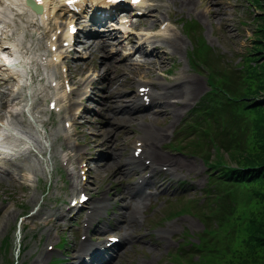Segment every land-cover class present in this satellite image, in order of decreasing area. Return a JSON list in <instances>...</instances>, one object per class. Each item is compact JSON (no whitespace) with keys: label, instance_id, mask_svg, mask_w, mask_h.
<instances>
[{"label":"rangeland","instance_id":"obj_1","mask_svg":"<svg viewBox=\"0 0 264 264\" xmlns=\"http://www.w3.org/2000/svg\"><path fill=\"white\" fill-rule=\"evenodd\" d=\"M144 11L149 15L134 22L135 29L127 38L130 43L117 44L109 52L106 50L98 55L92 53V57L85 61H80V55L75 51L66 54L68 57L72 55L70 66L77 74L73 80L74 92L68 100L64 97L61 102L58 101L62 110L51 114L50 120L46 118L50 116L48 101L52 97L50 82L53 76L48 77L47 72L57 73L59 68L55 70L40 65L39 57L47 50V35L31 25L32 20L26 16L18 17L17 22L7 20L3 23V32L7 35L6 32L12 30L14 34L6 45L20 44L32 76L29 79L27 73L25 76L23 74L20 81L17 77L5 75L6 68L0 70V92L4 96L0 98V120L5 118L13 122L17 133L25 139L17 136L5 140L4 144L8 143L15 152L7 154L5 158L0 156V208H4L0 212V264H52V260L62 257L64 253H73L75 241L83 232L87 211L74 216L71 201L77 199L83 190L91 195L86 210L94 211L91 203L96 201V207L109 210L110 215L115 212L120 216L113 228L122 227L124 223L129 225L127 233L134 243L124 249L120 264H178L172 254L189 251L193 243H199V235H203L205 229V224L197 217V212L201 210L186 211V215L176 219L168 217V213L179 210L185 202L196 204L205 197L203 190L208 189L210 172L208 174L207 166L195 150L184 148L180 152L176 139L183 136L190 112L195 108L190 102L202 101L211 90L205 78L209 73L208 68L202 63L210 61L220 74L241 70L244 58L249 55L253 45V29L256 27L253 16L262 10L249 0H192L191 3L186 0H150L145 4ZM55 17L48 21L49 29L54 27L55 30L65 24L66 16L61 19L57 12ZM164 20L175 21L181 30L183 25L194 20L192 27L188 29L185 26L183 29V32L192 31L191 40L185 32L180 35L171 27L166 28L170 32L159 30ZM147 30L154 32L149 34L151 36H145L144 31ZM176 39L180 40L174 47L173 40ZM138 45H144L143 51L157 54L159 62L141 66L146 58H140L138 54L137 61L129 60L131 46L136 50ZM198 47H202L203 54H207L204 61L200 55L202 62L192 60V48ZM154 48L157 51H152ZM124 50L126 55L122 58ZM166 51L170 54L164 55ZM112 57L113 60H110ZM171 57H174L173 63L169 60ZM192 63L196 64V68L191 66ZM108 67L114 70L111 77H119L120 81L114 86L113 94L110 97L100 92V89L105 91L108 86V81H102L97 83V89L91 85V98L86 100L89 91L86 92L85 87L94 83L91 81L94 75H91L92 70L96 72V69ZM165 69L176 71L167 77L163 75ZM193 71L203 73L204 79L200 80L202 89L185 99H169L170 102H180V105L155 106L140 110L142 114L138 112L131 116L122 113L118 116L120 110H116L119 104L116 96L129 95L122 97L123 106L133 103L138 81L146 80L158 88L159 84L175 80H192ZM107 78L110 79V76ZM15 87L18 94L13 92ZM107 98L112 100V105L108 103L107 107H100L98 103L104 104ZM175 108L178 109L177 118L166 114L165 109L172 113ZM111 112L116 114L115 118H109ZM254 116L256 118L258 115L250 112L244 116L243 126L247 128L248 121L253 120ZM67 121L71 127H65ZM166 129L168 133L172 131L173 135L159 143L155 136ZM193 139L189 137L183 145L189 146ZM141 140L144 145L148 141L158 142V149H150V158L154 162L150 165L149 174L152 175L153 171L158 174L153 179V190L159 191V195L149 197L144 203L145 208L136 207L135 201L129 200L136 197L134 191L143 175L122 167L123 160L132 157L135 143ZM75 142L80 145L75 146ZM154 152L158 153L157 158ZM66 153L75 159L72 166H62L63 154ZM114 154L116 156L112 158ZM159 156H168L170 160L159 159ZM130 160L133 161L132 158ZM173 160L181 161L183 165L174 166ZM187 163L190 165L187 166ZM140 164V170H145V166ZM162 165L170 169L169 173L161 172ZM172 173L194 180L195 187L177 182L169 175ZM83 176L87 177L85 182L81 180ZM72 186L76 187L75 190H72ZM258 205L255 200L251 206ZM197 207L200 206L197 204ZM137 213L142 219L132 223L130 218ZM124 215L128 218H124ZM120 222L122 224L119 225ZM100 225L103 227L105 223ZM169 226L172 230L164 233ZM247 228L241 230L237 239L231 238L232 235L227 236V240L236 239L232 246L234 253L229 257H210L207 264H234L241 261L236 259L238 255L249 257L251 250L244 243L249 236ZM62 243H65L63 247ZM178 244L183 247H178ZM52 247L55 250H48ZM46 252L50 257L44 261ZM198 258L196 255L193 261H198Z\"/></svg>","mask_w":264,"mask_h":264},{"label":"trees","instance_id":"obj_2","mask_svg":"<svg viewBox=\"0 0 264 264\" xmlns=\"http://www.w3.org/2000/svg\"><path fill=\"white\" fill-rule=\"evenodd\" d=\"M249 1L262 11L253 16V45L237 76L238 84L234 73L220 76L210 69L216 82L213 91L195 110V126L187 130L196 136L191 145L210 171V190L200 215L206 225L204 234L185 257L174 254L178 264H207L210 257H229L245 227H250L244 243L251 255H238L241 261L234 264H264V0ZM250 112L258 116L246 128L244 116ZM255 200L260 204L257 207L251 206ZM228 235L236 239L227 240ZM196 255L198 261H193Z\"/></svg>","mask_w":264,"mask_h":264},{"label":"bare ground","instance_id":"obj_3","mask_svg":"<svg viewBox=\"0 0 264 264\" xmlns=\"http://www.w3.org/2000/svg\"><path fill=\"white\" fill-rule=\"evenodd\" d=\"M16 1L18 2L19 0H16ZM45 2H46V9L48 7V10H49L48 11V16H49V14L51 12L50 9H49V0H45ZM191 2H192V0H190V3ZM29 16H32V15L29 13ZM147 33H149V31ZM65 37H66V39L68 41H71V39H72V36L68 33V31L66 32V36ZM94 45H96V44H94ZM10 48L13 51V53H10V51H7L5 46H0V49H1V53L0 54L3 57L6 58V62L4 60L0 61V70L2 68H6L7 72H5V75H7L10 78L17 77L21 81L23 79V77H22L23 74L29 72V68L26 65L27 57L25 56V54L22 53V49L23 48L20 46V44H16V43L10 44ZM137 49H138V51L140 53L139 55L141 57V54H143L142 51H141L142 48L139 47ZM153 51H155V50H153ZM4 54H5V56H4ZM167 54H170V53L168 52ZM149 55L152 56V58H147ZM149 55L144 54L145 58L149 59V61L147 62V60H145L144 62H142L140 64L141 66H143L145 63H148V64L151 65V63H153L155 61L159 62L160 57L157 54H154V53L151 52ZM54 63H57V62H51L52 65H55ZM100 71H101V73H100L101 79H104L105 77L111 76L112 74H114L113 69L111 67L102 68ZM96 72L98 73L99 71H96ZM164 72H167V70L165 69ZM109 73H111V74H109ZM110 80L111 81H109L108 87L105 90V91H107V94H112V90L114 89V86H117L118 83H119V81L116 80V79H110ZM159 88L162 91V93L159 95L158 99H168V98L176 99L177 98L178 100H181V99L188 98V97H190L191 95H194L197 92H200V90L202 89V85H201L200 82L187 81V82H184V83L180 82V83H174V84H169V85H160ZM66 96H67V93L66 94L62 93L61 94V97H66ZM127 96L128 95L126 94V95H123L122 97L126 98ZM1 99H3V96L1 97ZM176 103L177 102H175L174 105H177ZM126 107H127V110H128V114H136V113H138L141 110V108L139 107L137 102H133V103H131L130 105H128ZM165 112H166L167 115H170L173 118H177L178 117V109L177 108H175L172 111V113L168 112L166 109H165ZM11 133H12L11 129L6 127V126H4L3 134H11ZM106 133H108V132L106 131ZM108 134L111 135L110 133H108ZM0 136H3V135H0ZM8 138L12 139L14 137L13 136H6L5 140L8 139ZM4 143H5L4 141L0 140V156H3V158H5L4 156H6L7 154H14V152H15L14 149L10 148V145L8 143H7V145H5ZM115 143H116V145L118 144V142H115ZM24 147H27V145H25ZM157 154H158L157 152L153 153L155 158H157ZM68 156L69 155L66 153L65 154V158L70 163L72 161H71L70 158H67ZM159 159L170 160L168 158V156H165V157L159 156ZM171 162H172V164L174 166H177V165L182 166L183 165V162H181V161L173 160ZM188 165H190V164L187 163V166ZM124 166L122 165V167H124ZM72 188H73L72 190H75L76 187L72 186ZM68 214H69V212L66 215L68 216ZM44 257H45V259H44ZM49 257H50V254H46L45 256H43V260L45 261Z\"/></svg>","mask_w":264,"mask_h":264}]
</instances>
